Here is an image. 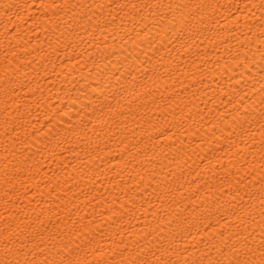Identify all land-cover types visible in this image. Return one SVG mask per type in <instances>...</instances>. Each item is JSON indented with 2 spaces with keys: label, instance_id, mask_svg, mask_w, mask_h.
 <instances>
[{
  "label": "bare ground",
  "instance_id": "6f19581e",
  "mask_svg": "<svg viewBox=\"0 0 264 264\" xmlns=\"http://www.w3.org/2000/svg\"><path fill=\"white\" fill-rule=\"evenodd\" d=\"M262 4L0 0V260L258 261Z\"/></svg>",
  "mask_w": 264,
  "mask_h": 264
},
{
  "label": "snow or ice",
  "instance_id": "6c2138e0",
  "mask_svg": "<svg viewBox=\"0 0 264 264\" xmlns=\"http://www.w3.org/2000/svg\"><path fill=\"white\" fill-rule=\"evenodd\" d=\"M133 7H135V5H133ZM261 7H264V4H262ZM262 80H264V76H262ZM261 90L264 91V82L261 83ZM262 118H264V116H262ZM262 127H264V124H262ZM261 203L264 204V198H262ZM262 244H264V241H262ZM250 251L251 250L249 249L248 251L238 250L233 252L232 257L227 259L226 264H264V248L260 250L258 261L248 258ZM73 255V253H70L68 256L64 257L59 264H82L79 259H74ZM5 257H7V253H5ZM0 264H20V261H12L5 258L0 260ZM97 264H100V262L98 261ZM215 264H225V262L217 260Z\"/></svg>",
  "mask_w": 264,
  "mask_h": 264
}]
</instances>
